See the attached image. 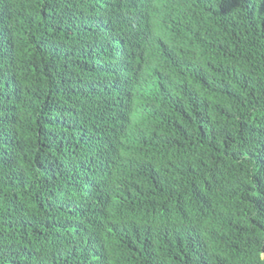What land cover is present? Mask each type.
Masks as SVG:
<instances>
[{
	"label": "trees",
	"instance_id": "trees-1",
	"mask_svg": "<svg viewBox=\"0 0 264 264\" xmlns=\"http://www.w3.org/2000/svg\"><path fill=\"white\" fill-rule=\"evenodd\" d=\"M0 264H264V0H0Z\"/></svg>",
	"mask_w": 264,
	"mask_h": 264
}]
</instances>
